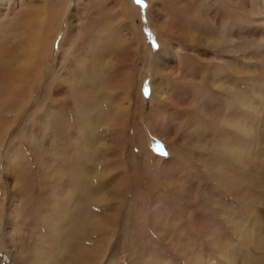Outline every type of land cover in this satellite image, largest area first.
Wrapping results in <instances>:
<instances>
[{
    "label": "rangeland",
    "instance_id": "374dc122",
    "mask_svg": "<svg viewBox=\"0 0 264 264\" xmlns=\"http://www.w3.org/2000/svg\"><path fill=\"white\" fill-rule=\"evenodd\" d=\"M106 1L0 0V264H264V0Z\"/></svg>",
    "mask_w": 264,
    "mask_h": 264
},
{
    "label": "bare ground",
    "instance_id": "6f19581e",
    "mask_svg": "<svg viewBox=\"0 0 264 264\" xmlns=\"http://www.w3.org/2000/svg\"><path fill=\"white\" fill-rule=\"evenodd\" d=\"M89 1V4H88V6H89V8H90V10L91 11H98V12H100V9L99 8H101V10H102V12L105 10L104 9V5L107 3V1L106 0H88ZM173 1H175V0H173ZM177 1H179V2H182L183 0H177ZM188 1V3L189 4H193L194 3V0H187ZM223 2V1H222ZM126 3H127V6L128 7H130V6H132V4H131V1L130 0H127L126 1ZM121 5V4H120ZM104 6V7H103ZM213 6V5H212ZM215 7V6H214ZM214 7H212L213 8V10H214ZM218 7V6H217ZM217 7H215V9L217 8ZM53 8V7H52ZM120 8H121V6H120ZM133 8V7H132ZM50 9V8H49ZM218 9V8H217ZM125 11V10H124ZM50 12V11H49ZM218 12V11H217ZM47 13V12H46ZM123 13V12H122ZM216 12H213V11H211V15H210V13L208 14V19L212 22V25H215V26H217V24H218V21L217 22H215V20H217L218 18L216 17V14H215ZM94 14H96V13H94ZM99 14V13H98ZM98 14L96 15V17L98 16ZM102 14V13H101ZM127 17L128 18H130V19H132V17H133V13L131 12V11H129L128 12V10H127ZM126 14H125V12H124V19H125V17H126ZM128 14H129V16H128ZM56 15V14H55ZM49 16V15H48ZM94 16V15H93ZM138 16V15H137ZM49 17H51V16H49ZM61 17V16H60ZM52 19V18H51ZM17 20V19H16ZM15 20V21H16ZM43 19H38V20H36L35 21V23L33 24V25H31L30 23H26L25 22V20L23 21V25H21V29H22V31L19 29V30H17V33H21V32H24V31H26V30H29L30 31V33L32 34V38L37 34V29H41V27H39L41 24H43V23H41V21H42ZM57 20V19H56ZM22 21H20V22H22ZM54 21V20H53ZM17 22V21H16ZM56 22V21H55ZM22 24V23H21ZM51 24V23H50ZM84 24V23H83ZM179 24V23H178ZM27 25H29V26H27ZM47 25V24H46ZM52 25V24H51ZM26 26H27V28H26ZM48 27V26H47ZM92 27V26H91ZM103 27L104 28H109V26H108V24L106 23V25H105V23H104V25H103ZM174 27H176V28H172L171 30H170V32L172 33V34H174L173 32H177V36L178 37H181V38H183L184 40H187L188 42H190V41H192V39H196V38H198L197 36H196V34H194V30L192 29V33L191 34H187V32H186V30L184 29V28H182L180 25H177V26H174ZM9 28H11V27H9ZM14 28V27H13ZM12 28V29H13ZM93 28V27H92ZM49 29H50V27H49ZM49 29H46L45 28V26H43V29L41 30V33H40V35L41 36H43L44 34H43V32L44 33H46V32H48L49 31ZM14 30V29H13ZM168 30V29H167ZM51 31H53V30H51ZM13 32V31H12ZM196 32H197V30H196ZM47 34V33H46ZM54 34V33H53ZM176 35V34H175ZM47 36V35H46ZM105 36H107V34H105ZM102 38H103V36H102ZM205 38V37H204ZM208 41H206V42H208L209 43V41L210 40H212V38L211 39H207ZM41 47H43V45L41 44ZM6 49V48H5ZM30 49L32 50V41H31V43H30ZM107 48H105L104 50H103V52L102 53H104L105 52V50H106ZM41 50V49H40ZM3 54H6V55H8V53L9 52H7L6 50H4V52H2ZM12 54V53H11ZM33 54H34V58H33ZM2 56V55H1ZM38 54L37 53H35V52H33V50L32 51H27V52H25V54H24V58H21V56H20V60H19V63H18V66H19V69L20 70H22V71H20V72H14V73H9L8 72V74L6 75L7 76V78H6V80H7V82L8 83H11L10 81H12V80H14L15 78H17L16 79V81L15 82H18V81H23V77H24V75L25 74H27V70H28V67H30L31 66V64H30V60L32 59V61L34 60V59H37L38 58ZM98 57V56H97ZM97 57H96V55L94 56V59H93V63L94 64H98L97 62H98V60H97ZM102 58V57H101ZM100 59V58H99ZM1 60L7 65H9V63L10 62H14V61H16L17 62V57L15 56V58H14V56L13 57H11V58H8V56L6 57V59H4L3 57H1ZM91 60V59H90ZM7 62V63H6ZM100 65H101V62L99 63ZM37 65V64H36ZM32 67H34L35 68V66H32ZM32 67H31V69H32ZM91 71V70H90ZM93 72V71H92ZM91 73V72H90ZM13 74V75H12ZM12 75V76H11ZM91 75V74H90ZM25 77H26V75H25ZM24 77V79H27V78H25ZM92 77V76H91ZM93 79V78H92ZM31 80V79H30ZM24 81H26V80H24ZM10 85V86H9ZM7 84V86H9L10 88H12L11 87V84ZM15 86V85H14Z\"/></svg>",
    "mask_w": 264,
    "mask_h": 264
}]
</instances>
